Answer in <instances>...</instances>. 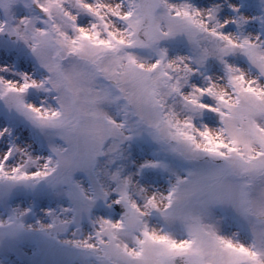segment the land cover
<instances>
[{"label":"snow or ice","instance_id":"1","mask_svg":"<svg viewBox=\"0 0 264 264\" xmlns=\"http://www.w3.org/2000/svg\"><path fill=\"white\" fill-rule=\"evenodd\" d=\"M0 264H264V0H0Z\"/></svg>","mask_w":264,"mask_h":264}]
</instances>
